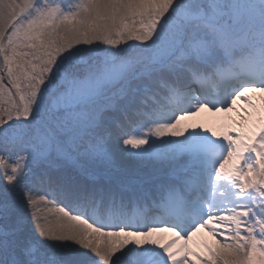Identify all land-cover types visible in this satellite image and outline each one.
Returning a JSON list of instances; mask_svg holds the SVG:
<instances>
[{
	"label": "snow or ice",
	"instance_id": "snow-or-ice-1",
	"mask_svg": "<svg viewBox=\"0 0 264 264\" xmlns=\"http://www.w3.org/2000/svg\"><path fill=\"white\" fill-rule=\"evenodd\" d=\"M0 264H264V0H0Z\"/></svg>",
	"mask_w": 264,
	"mask_h": 264
},
{
	"label": "rangeland",
	"instance_id": "rangeland-1",
	"mask_svg": "<svg viewBox=\"0 0 264 264\" xmlns=\"http://www.w3.org/2000/svg\"><path fill=\"white\" fill-rule=\"evenodd\" d=\"M250 98L252 100V103H255V104H258L259 103V101L257 99V94L252 93V95L250 96ZM237 106L239 108H245L246 107V105L243 103V101H237ZM249 111H251V110L249 109ZM207 113H210V112H207ZM210 114H211V116H214L213 122H209V123L207 122L202 127H205V128L211 127V128L216 129V130H220L221 127H222V125L227 122L225 115L223 113H220V114L210 113ZM228 115L229 116H232V117H235L236 116V113L233 112V113H229ZM200 232L197 234L196 237L193 238V241H190L189 242V245L190 246H194V243L200 242V241H206L209 244H213L214 243L213 238L210 237V236H208L206 230H201ZM202 233L204 234V239H202ZM168 237H171V235H168ZM179 243H182V242H178V244ZM196 250L199 251V249H196Z\"/></svg>",
	"mask_w": 264,
	"mask_h": 264
},
{
	"label": "bare ground",
	"instance_id": "bare-ground-1",
	"mask_svg": "<svg viewBox=\"0 0 264 264\" xmlns=\"http://www.w3.org/2000/svg\"><path fill=\"white\" fill-rule=\"evenodd\" d=\"M246 95L250 97L252 95V93H246ZM217 114H220V113H217ZM213 118H214V116H211L210 113L201 112L199 115H197L196 117H194L192 119L191 123H192L193 126H197V125L203 126L207 122L208 123L209 122H213ZM51 215L55 218L59 214L56 213V212H53ZM168 235H170V233L169 234H166V236H168ZM202 239H204V234L203 233H202ZM194 250H196V249L194 248Z\"/></svg>",
	"mask_w": 264,
	"mask_h": 264
}]
</instances>
